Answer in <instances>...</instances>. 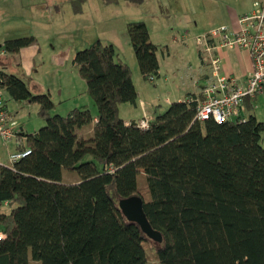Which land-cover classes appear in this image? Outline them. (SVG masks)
<instances>
[{"label": "trees", "instance_id": "obj_1", "mask_svg": "<svg viewBox=\"0 0 264 264\" xmlns=\"http://www.w3.org/2000/svg\"><path fill=\"white\" fill-rule=\"evenodd\" d=\"M125 30L140 78L150 82L159 69L157 46L143 22ZM36 45L28 36L0 48L12 55ZM71 65L95 117L86 107L52 114L48 94H31L0 66V92L35 105L44 123L33 133L14 132L16 149L29 154L0 164V209L8 208L0 211V264H28L27 252L39 264H152L148 242L155 264H264V126L252 106L245 101L242 123L196 122L187 95L140 129L119 116L136 92L112 44L93 41ZM90 124L91 136L76 139L75 131ZM86 155L91 160L82 162ZM62 172L77 183L62 184ZM131 196L141 199L160 242L118 210Z\"/></svg>", "mask_w": 264, "mask_h": 264}, {"label": "rangeland", "instance_id": "obj_2", "mask_svg": "<svg viewBox=\"0 0 264 264\" xmlns=\"http://www.w3.org/2000/svg\"><path fill=\"white\" fill-rule=\"evenodd\" d=\"M179 1L20 0L19 11L22 17H17L16 20L12 21L17 25L9 29V34L2 42L8 37L12 39L35 37L38 41L37 47L40 50V55L44 58L39 70L49 72L47 70L52 71V67L57 68L56 64L58 63L63 69L66 64H70L71 57L76 51L86 48L95 40H99L102 44H112L119 56L132 58L133 54L127 42L125 25L130 22H143L151 36L156 37L160 42H164L163 46H166V50L168 48L170 59L169 62L165 60V63L168 64H163L162 56L165 55V51L160 45L156 58L163 72L161 77H154L152 82H142L137 67H132L133 83L139 97L136 99L135 108L132 104H124L123 108L119 107V116H123V119L130 118L132 122H139L147 115L151 118L165 110L167 107L164 101L166 97L171 103L175 102L173 101L175 96L183 98L187 93L194 91V82L198 75L203 71L207 72L205 64L198 68L199 48L195 46L194 40L208 33L212 28L203 32L200 31L202 27L198 25V29H196L194 21L197 17H195L190 2L182 0L179 3ZM16 14L18 12L13 8L3 9L0 5V22L5 21L6 17L4 16H16ZM5 27L6 25L0 23V29L5 30ZM48 50L53 51L48 53ZM202 55L206 57L205 54ZM0 61L4 64L3 67L10 65L8 60L3 62L2 57H0ZM204 61H207V58H204ZM0 66H2L1 63ZM74 73H76L75 70ZM44 77L47 78L46 75L32 76L36 80L34 83L36 87L45 84ZM22 78L26 80L24 77ZM84 95L86 94L84 93ZM2 97L6 99L4 93H2ZM86 101L87 108L93 116L96 113L95 107L89 98H86ZM252 101L254 102L253 114L257 121L264 126L262 108L264 96L255 97ZM77 102L82 104L80 99ZM8 108L12 110L11 106ZM153 110L156 113L153 114ZM33 117L34 115L26 110L22 122L33 127ZM40 123L42 127L44 123L42 121ZM7 145L4 146L0 143V160L3 164L6 163L9 150L15 149ZM259 145L264 149V130L260 134ZM1 146L3 147L1 148ZM89 160H91L90 157L86 155L82 162ZM75 179H77L75 174L62 172L63 182H73ZM137 181L144 184L142 177H138ZM0 211H8L7 206H3ZM147 244L146 256L150 263L155 264L150 243ZM27 260L28 264H39V262L30 259L29 252H27Z\"/></svg>", "mask_w": 264, "mask_h": 264}, {"label": "crops", "instance_id": "obj_3", "mask_svg": "<svg viewBox=\"0 0 264 264\" xmlns=\"http://www.w3.org/2000/svg\"><path fill=\"white\" fill-rule=\"evenodd\" d=\"M263 0H188L190 2V5L193 7L195 12L196 21H194V26L196 29H198V25L201 26V30L203 32H206L210 30L211 28H216L219 26H225L230 30H234L236 28L235 21L238 17L243 15H248L252 11V5L254 3H260ZM20 0H0V5L3 9H10L13 8L18 12L16 16H4L6 17L5 21H1V24L6 25L5 30L0 29V46L3 43V39L7 37L9 34V29H12L16 23L12 22L13 20H16L17 17H22L19 11V4ZM182 0L179 1L181 3ZM35 38V37H34ZM12 39L11 37H8L6 40ZM36 39V38H35ZM148 39L149 41L157 46L164 48L165 55L162 56L163 64L165 63V60L170 59V54L168 52V48L166 50V46H163L164 42H160L156 37L151 36L148 33ZM37 41V39H36ZM128 42V40H127ZM38 44V41H37ZM180 44V43H179ZM53 50H48L47 52L50 53ZM180 51V49H179ZM132 52V51H131ZM162 53V51H161ZM214 54L218 55L220 58V67L217 72L218 77H227L234 79L236 82V85L238 87H242L244 85L245 80L249 76L251 72V63L250 59L248 57V54L244 50L240 49H231V50H217L216 52H213ZM157 54V51H156ZM200 54V55H199ZM198 58H199V67L205 64L207 68V72H201V74L198 75L197 80L194 82L195 89L194 91H191L185 95L189 96H198L200 93V90L203 86H206L208 83L213 81V77L211 75V70L209 68L208 62H209V56L206 55V57H203L202 53L199 51ZM0 57H2L3 62L8 60L7 62L10 63L8 67H3L4 64L0 61L3 71L7 74H11L20 80H22L28 91L31 94H42L45 92L48 94L50 100L52 101L54 107L51 111L52 114H56L59 116H64L73 108L78 107H86L87 108V101L84 97L85 93V84L78 78L76 73H74V69L70 64H66V66L62 69L61 64L58 63L57 68L52 67V71L47 70L49 72H41L39 70L40 66L42 65L44 58L40 55V50L36 46H30L23 49H20L17 53L12 55L5 54L1 48H0ZM119 58L122 60V62L126 63L130 70L131 74V81L135 90V86L133 83V77H132V67L136 66L134 57L126 56H119ZM204 58H207V61H204ZM158 61V60H157ZM169 62V61H168ZM168 64V63H165ZM51 67V65H49ZM158 72L157 77H161V73L163 72L162 67L159 65L158 61ZM165 68V67H163ZM166 69V68H165ZM209 69V70H208ZM138 70V69H137ZM17 73V74H16ZM21 73V75H20ZM53 73V74H51ZM43 76L46 75L47 78H43L46 80L45 84L39 85V87H36L34 83H36V80L32 78V76ZM24 77L26 80H23ZM140 78V75H139ZM141 79V78H140ZM142 81V80H141ZM143 82V81H142ZM197 87V88H196ZM136 92V99L139 97L138 92ZM140 93V92H139ZM86 94V93H85ZM1 99L4 104V108L6 110L8 121L10 124H12L11 129L14 132H20L23 134H29L36 131V129H39L41 127L40 119L36 115L37 107L35 105H32L30 103H26L23 106L18 105L14 101H12L6 94V99L2 97V92H0ZM258 96H264V90L263 93ZM256 96V97H258ZM56 97V98H54ZM185 97H177L175 96L173 101L180 102ZM80 99L79 104L77 100ZM9 100V102H8ZM165 104H170L169 99L165 98ZM245 101L250 104L253 108V101L244 100L243 101V108L245 107ZM12 102V103H11ZM136 102V100H135ZM135 102L133 104L135 108ZM8 106H11L12 110H9ZM124 104H122L120 107L123 108ZM88 109V108H87ZM245 109V108H244ZM243 109V110H244ZM29 110L32 115H34V126L29 127L28 124H25L22 122V119L24 117L25 111ZM152 113H156L154 110ZM245 113V111H244ZM244 117L247 115L243 114ZM95 117V114L92 116ZM148 117V118H147ZM147 117L142 118L144 120H149L150 116L147 115ZM124 121V124H128L130 121V118L123 119V116L121 117ZM17 136V135H16ZM19 136V135H18ZM76 139H87L91 136V124L87 126H84L80 129H77L75 131ZM17 141V140H16ZM12 148L15 149L10 151L9 154L14 152L16 150V142H9L7 143ZM11 144V145H10ZM6 146V144H3ZM7 145V146H8ZM3 146H1L2 148ZM8 155V154H7ZM0 164L7 166V157H6V163L3 164V162L0 160ZM61 183L62 184H76L77 180L73 182H63L62 175H61Z\"/></svg>", "mask_w": 264, "mask_h": 264}, {"label": "built area", "instance_id": "obj_4", "mask_svg": "<svg viewBox=\"0 0 264 264\" xmlns=\"http://www.w3.org/2000/svg\"><path fill=\"white\" fill-rule=\"evenodd\" d=\"M236 28L230 30L225 26L213 28L206 34L195 38V46L200 53L209 56V68L213 81L208 83L199 96H189L184 101L194 104V121L211 120L215 124L242 123L243 101H252L264 90V0L252 5V11L235 21ZM240 49L247 52L251 63V72L242 87H238L234 79L218 77L220 58L214 54L217 50ZM153 80L150 79V82ZM12 124L4 108L0 95V143L7 144L15 140ZM140 129L146 128V121L138 122ZM18 144V143H17ZM16 144V145H17ZM29 154L26 149L7 155V163L12 164ZM0 232V238L2 237Z\"/></svg>", "mask_w": 264, "mask_h": 264}, {"label": "water", "instance_id": "obj_5", "mask_svg": "<svg viewBox=\"0 0 264 264\" xmlns=\"http://www.w3.org/2000/svg\"><path fill=\"white\" fill-rule=\"evenodd\" d=\"M117 208L124 216L126 221L134 222L138 225L140 231L150 240L154 242L161 241V235L153 229L148 223L144 212L142 211L141 199L137 196H131L120 199L117 202Z\"/></svg>", "mask_w": 264, "mask_h": 264}]
</instances>
